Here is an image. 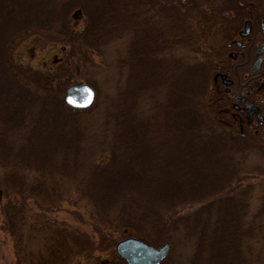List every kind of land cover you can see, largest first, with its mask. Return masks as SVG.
<instances>
[{"label": "trees", "instance_id": "obj_1", "mask_svg": "<svg viewBox=\"0 0 264 264\" xmlns=\"http://www.w3.org/2000/svg\"><path fill=\"white\" fill-rule=\"evenodd\" d=\"M186 1L0 0V187L9 201L2 209V228L14 238L17 264H73L79 256L111 249L114 232L150 241V229L161 237L153 243L160 244L168 240L167 232L182 226L195 237L189 264H242L244 234L235 225L242 206L234 202L233 182L249 173L240 164L243 153L264 151V137L258 126L232 115L213 88L209 71L221 35L241 19L238 8L254 7H242L236 0H194L189 6ZM261 1L240 0L259 6ZM205 4L214 13L208 14ZM233 9L236 15L226 16ZM74 16L84 17L82 29L76 27ZM154 19L166 20L164 31L170 38L157 37L162 26L154 28ZM127 28L133 37L121 63L132 69L127 75L132 106L125 107L122 86L106 114L105 125L115 138L108 159L78 180L79 195L87 200L79 195L77 199L88 208L98 240L85 231L50 224L44 247L28 251L22 234L25 204L15 205L12 198L37 199L35 194L47 193L48 184L56 182L58 190L51 194L55 201L70 199L72 192H61L60 185L72 181L80 167L76 155L83 128L81 111L63 99L67 80L58 81L59 71L18 63L15 51L26 38L45 32L51 41L69 46L64 52L67 60L86 61L89 50L100 53ZM168 48L179 53L166 60L161 54ZM157 54L172 72L162 67L165 78L153 72L156 76L145 85L132 84L141 65L153 62ZM48 98L54 99L53 106ZM142 99L154 110L147 118L138 108ZM32 109L37 111L27 133L20 141L12 138L26 127ZM58 114L62 122L44 118L56 119ZM256 236L263 239L256 262L264 264V221L258 223Z\"/></svg>", "mask_w": 264, "mask_h": 264}, {"label": "rangeland", "instance_id": "obj_2", "mask_svg": "<svg viewBox=\"0 0 264 264\" xmlns=\"http://www.w3.org/2000/svg\"><path fill=\"white\" fill-rule=\"evenodd\" d=\"M193 2L194 0L186 1L188 6ZM222 2L223 0H219L217 4H222ZM261 4V6L258 5L259 8H264V0L261 1ZM210 6V4L203 5V8H206L205 10L208 14L214 13L210 9ZM195 12L197 13L198 11ZM229 14H231L229 11L226 12V16ZM74 18L73 22L76 23V27L82 29L85 24L84 17L74 16ZM157 20L158 19H154L152 21V26L154 28H157L158 26L159 29L162 26V31H159L157 37H169L166 30L164 31L169 24H164L166 20ZM132 37L133 30L131 28L125 29L121 36L107 44L100 53L89 50L88 59L86 61L81 57H74L67 60L64 52L69 50V46L60 42L51 41L50 37L46 35L45 32L36 33L26 38L19 44L15 51V60L22 65L29 64V66L43 71H59L60 78L58 81H60V79L67 80L66 86L63 90L64 100L65 90L74 84L89 83L96 91V98L92 106L80 110L81 112L78 115V120L83 128L79 152L76 155L79 157V161H81L80 167L75 170L76 176H74V174L71 176V179H73L72 181L67 180L60 185L61 192H72L69 195L70 199L62 198L61 201H55V197L51 194H53V190H58V184L56 182L48 184L46 187V189H48L47 193L35 194L39 196L37 199L31 197V199H25V202L24 198L20 196L12 198L15 205L20 204V202L25 204L24 209L26 210V221H24L22 226V234L23 240L27 244L28 251H39L40 248L42 249L44 247L46 236L50 232V224L53 226L67 225L71 228H76L89 234H93L95 241L97 242L98 240V235L93 229V221L89 218L88 208L78 202L77 195H79L82 186V183L78 180H80V178L84 179L86 175H89V172L97 163L102 161L105 162L108 159L109 150L112 143L115 141V138L111 127L105 125L107 119L106 114L110 108H113L116 102L118 89L122 88V86H126L125 94L127 96V102L125 100V107L129 109V107L132 106L130 105L132 99L128 98H132L133 94L128 88L130 78L128 79L127 76L129 75L130 70L132 72V69H130L129 65L121 63L128 55L129 42L132 40ZM172 39L173 37L171 40ZM184 52L185 51H181L180 53ZM177 53H179L178 50L168 48L162 51L161 57L168 60V57L170 58ZM158 55L159 54L154 57L153 62H144V64L141 65L139 68L140 70L138 69L139 74L137 75L136 80L134 79L132 81V84L137 81V83L143 82L145 85L148 78L151 76L153 77V72L155 74L159 73L161 77L165 78L164 68L166 67L170 68L169 73L172 72L171 66L168 64L165 65V61ZM59 62L61 63L58 64ZM135 72L136 71H134V73ZM53 100V98H48L49 103L47 104H52L53 106L54 104L51 103ZM148 104V99L146 103L143 102L142 99L138 105L139 109L142 108V115H145L146 118L149 116L148 113L153 110L151 106L148 108ZM36 111V109L28 111L25 123L28 126L26 125V127H24L25 129H22L23 131H15L12 134V138L19 141L22 139L32 122H34L32 119L36 115ZM59 111L61 112L62 109H59ZM61 115L58 114L56 119H53L48 115H45L44 118L46 120L51 119V121L55 122L61 119L60 121L62 122L63 118ZM72 152L73 151L70 150L69 153L72 155ZM234 153H236L235 156H237L238 153L240 154V152ZM241 160V166L245 170L249 169V173H246L241 181L233 182L236 186L235 191H232L234 193L233 196L235 197L233 198L234 202H237L242 206V209H240V212L238 213V222L235 223V225L241 229L242 234H244L242 237V241L244 242V248L242 249L244 258L243 261L241 260V263L258 264L256 262L257 251H259L263 242V239L256 236V230H258V223L264 221V151L256 150L244 152ZM239 169L242 168L240 167ZM32 174H34V172ZM51 185H53V189L51 188ZM49 191H51V193ZM79 197L81 196L79 195ZM83 199L87 200L86 197H81V201H83ZM229 199L232 198L230 197ZM210 200L211 199L208 198L204 202ZM7 202H9L8 199L1 194L0 264H17L18 261L14 238L2 228L4 218L2 209ZM192 209L193 208H189L187 211ZM33 227L35 228L33 229ZM147 230L146 236L150 241L141 238L147 243L156 247L161 246L165 242L170 243V252L165 259L166 261L164 260L165 264L190 263V258L194 251L195 237L190 236L184 226L181 228L179 227L177 231L171 232L170 234L167 232L168 240H164L160 244H155L157 243L156 240L161 238L158 237V233H154L150 229ZM128 233L129 232H114L112 237H109L111 241H114L111 245V249H108L107 251L95 250L94 252H91L88 257L79 256L74 259L75 261L73 264H126L124 260L118 257L115 251V244L124 238L134 236L128 235ZM153 241L155 243H153ZM262 255L264 256V247H262Z\"/></svg>", "mask_w": 264, "mask_h": 264}, {"label": "flooded vegetation", "instance_id": "obj_3", "mask_svg": "<svg viewBox=\"0 0 264 264\" xmlns=\"http://www.w3.org/2000/svg\"><path fill=\"white\" fill-rule=\"evenodd\" d=\"M238 9L241 19L221 35L209 74L232 115L258 126L264 137V8ZM229 12L230 17L236 15L234 9Z\"/></svg>", "mask_w": 264, "mask_h": 264}, {"label": "water", "instance_id": "obj_4", "mask_svg": "<svg viewBox=\"0 0 264 264\" xmlns=\"http://www.w3.org/2000/svg\"><path fill=\"white\" fill-rule=\"evenodd\" d=\"M261 52H263L262 47ZM258 63L259 60H257L256 66ZM94 100L95 91L87 83L74 84L65 91L66 103L76 109H87L92 106ZM252 111L251 107L250 113ZM115 251L126 264H162L169 255L170 243L165 242L156 247L140 238L130 236L118 241L115 245Z\"/></svg>", "mask_w": 264, "mask_h": 264}]
</instances>
